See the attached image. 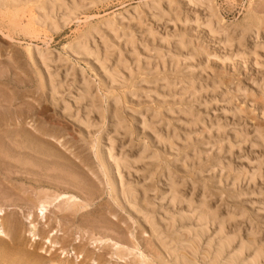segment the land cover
<instances>
[{
  "label": "rangeland",
  "instance_id": "1",
  "mask_svg": "<svg viewBox=\"0 0 264 264\" xmlns=\"http://www.w3.org/2000/svg\"><path fill=\"white\" fill-rule=\"evenodd\" d=\"M213 1L215 36L189 0H0V264L264 251V0Z\"/></svg>",
  "mask_w": 264,
  "mask_h": 264
},
{
  "label": "bare ground",
  "instance_id": "2",
  "mask_svg": "<svg viewBox=\"0 0 264 264\" xmlns=\"http://www.w3.org/2000/svg\"><path fill=\"white\" fill-rule=\"evenodd\" d=\"M190 2H192V3H195L196 5H197V7H198V5L201 7V6H203V5H205V7L209 10V13L213 16V18H216V22L213 20V18H212V16L210 17V18H208L207 19V24H206V27H208V29L210 30V32H211V34L213 33V35L215 36L216 34L217 35H219L220 33H221V30L223 31V27L222 28H220L219 26H217V25H220L219 23H221L222 22V20L221 19H219L220 17H218V15L217 14H215L216 12H217V10L215 9V7H213V4H212V1L213 0H189ZM214 2V1H213ZM152 6H154V7H156V8H158V9H160L161 8V3L159 2V3H156V4H153ZM15 7V6H14ZM204 7V6H203ZM11 8V7H10ZM16 8H18V6L16 7ZM15 8V9H16ZM35 9V8H34ZM33 9V10H34ZM162 9V8H161ZM29 10V9H28ZM31 12V11H30ZM34 13V12H33ZM31 14V13H30ZM161 15H164V13H160ZM23 15V14H22ZM33 16H32V20H33V23L32 24H35L36 25V23H35V21H36V19L39 17H37L36 16V14L34 13V14H32ZM14 16V15H13ZM12 18V17H11ZM28 20H29V18H28ZM218 20V21H217ZM45 23V22H44ZM54 24V23H53ZM52 24V25H53ZM28 25V24H27ZM56 25V24H55ZM55 25H53V26H55ZM30 26V25H29ZM222 26V25H221ZM36 27V26H35ZM32 28V27H31ZM53 28V27H52ZM55 29H56V27H55ZM92 31V30H91ZM93 33V32H92ZM90 35H92L91 33H88V34H86V36H85V38L83 39V41H82V43H78L77 44V46L75 47V48H77L76 50H78L79 51V53L81 54H84V55H86V56H89V55H92L93 53H91V50H90V47L88 46L89 44H88V37L90 36ZM83 38V37H82ZM40 53V52H39ZM96 54L98 55L99 53L98 52H96ZM43 56V55H42ZM111 79H113V78H111ZM113 82V81H112ZM114 82H115V79H114ZM88 86V85H87ZM87 86H85L87 89V91L89 92V88L87 87ZM84 90H85V88H84ZM90 93V92H89ZM88 94V93H87ZM89 95V94H88ZM120 128H121V126H120ZM217 129V128H216ZM4 156V155H3ZM6 156V155H5ZM112 157V156H111ZM101 159V158H100ZM110 159V158H109ZM118 161H120V160H118ZM30 162V161H29ZM121 163V162H120ZM119 163V164H120ZM125 163H126V161H125ZM67 172V171H66ZM113 186V185H112ZM175 186V185H174ZM177 186H175V187H173V192H174V201L176 200V199H178V198H181L180 196L178 197L177 195H178V190L179 189H175ZM133 188V187H132ZM178 188V187H177ZM127 189V192L129 191L128 189V187L126 188ZM131 189V188H130ZM132 191V193H133V190H130V192ZM124 192V191H123ZM46 194V193H45ZM180 194V193H179ZM40 195V194H39ZM51 195V194H50ZM57 196V195H56ZM68 199H70L69 198V196H68ZM52 202V201H51ZM190 202H193L192 200H190ZM41 203V202H40ZM76 204V203H75ZM208 203H206V201L203 199V200H201L200 201V205L199 206H196L197 208V210L199 209V213H200V217H199V222H205V223H207L208 221H215L216 222V220L218 219L217 218V210H214V209H212V208H209V204L207 205ZM48 205V204H47ZM189 205V207H191L192 209H193V207H192V203H189L188 204ZM41 206L42 207H40V213H42L43 215V217H45V211H46V206L44 205V204H41ZM69 209V208H68ZM3 211V210H2ZM197 212V211H196ZM219 213V212H218ZM1 215V214H0ZM28 215V214H27ZM40 215V214H39ZM219 215V214H218ZM1 217V216H0ZM29 217V216H28ZM30 217H32V216H30ZM232 218V217H231ZM188 219V218H187ZM28 220V219H27ZM230 220V219H229ZM228 220V221H229ZM221 221H222V223H220V226H219V233L221 234V240L219 241L220 243H218L219 244V247H218V251L220 252L219 254H221V253H225L226 251H227V249H230L229 247L230 246H232V243L235 241V239L236 238H238L237 237V234L235 235H230V236H228V235H226V221H227V218L225 219L224 218V220H222L221 219ZM220 221V222H221ZM34 222V221H33ZM5 223L3 222V220H1L0 219V238L2 237H4V236H8L9 235V231H7L6 230V228H5V225H4ZM203 224V223H202ZM228 224V223H227ZM229 224H230V222H229ZM31 225V224H30ZM32 226V225H31ZM218 227V226H217ZM37 228V227H36ZM35 231V230H34ZM207 231V227H204V228H202L201 229V231H200V234H202V236H203V234H204V232H206ZM30 233V232H29ZM233 234V233H232ZM35 235V234H34ZM56 235V234H55ZM222 235H226L225 237L224 236H222ZM240 235V234H239ZM9 236H11V235H9ZM201 236V235H200ZM240 238V237H239ZM238 238V239H239ZM249 240H247V242H248ZM251 241H254V239L253 240H250L249 242V244L248 243H246V241H244V240H242V241H240V242H242L241 244H240V242H239V246L237 247L238 249L233 253L232 252V254H231V256H230V260H231V262L233 261L235 264H237L238 263V261L240 262L241 260V258H243V255H244V252L246 251V250H248L249 248H250V245L251 246H254V244H255V241H254V243L252 242V244H251ZM237 242V241H236ZM50 243H52V242H50ZM53 246H56L55 244L53 245ZM234 248V247H233ZM253 248V247H252ZM263 248V247H262ZM262 248L261 247H259V249L257 250L256 248V252H255V250H254V252H253V254H254V256L252 257L251 256V258L250 259H247L248 261H246V260H244V261H246V264H258V263H261L260 262V260H261V258H262V255H263V250H262ZM252 250V249H251ZM217 251V252H218ZM250 251V250H249ZM247 252V251H246ZM251 252V251H250ZM249 252V253H250ZM247 254V253H246ZM252 254V253H251ZM65 257H66V255H65ZM263 260V259H262ZM232 262V263H233ZM241 263V262H240Z\"/></svg>",
  "mask_w": 264,
  "mask_h": 264
}]
</instances>
